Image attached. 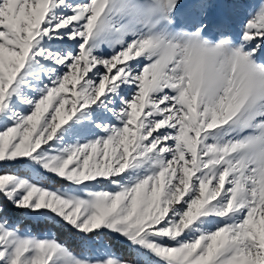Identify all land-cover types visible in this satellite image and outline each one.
I'll return each mask as SVG.
<instances>
[{"label":"snow or ice","instance_id":"1","mask_svg":"<svg viewBox=\"0 0 264 264\" xmlns=\"http://www.w3.org/2000/svg\"><path fill=\"white\" fill-rule=\"evenodd\" d=\"M0 264H264V0H0Z\"/></svg>","mask_w":264,"mask_h":264},{"label":"rangeland","instance_id":"2","mask_svg":"<svg viewBox=\"0 0 264 264\" xmlns=\"http://www.w3.org/2000/svg\"><path fill=\"white\" fill-rule=\"evenodd\" d=\"M59 183H62V182H60V181H57V184H59ZM116 245H117V247H118V248H120V247H121V244H120L119 240H117V241H116Z\"/></svg>","mask_w":264,"mask_h":264}]
</instances>
